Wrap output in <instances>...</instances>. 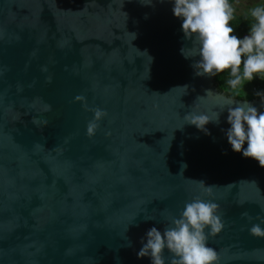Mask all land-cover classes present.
<instances>
[{
  "label": "water",
  "instance_id": "95a60500",
  "mask_svg": "<svg viewBox=\"0 0 264 264\" xmlns=\"http://www.w3.org/2000/svg\"><path fill=\"white\" fill-rule=\"evenodd\" d=\"M173 3L0 0V264H151L146 231L197 195L220 207L217 264H264L248 231L264 229V168L225 135L245 99L195 74ZM261 99L246 101L264 112ZM191 111L219 123L206 135Z\"/></svg>",
  "mask_w": 264,
  "mask_h": 264
},
{
  "label": "clouds",
  "instance_id": "9594fccd",
  "mask_svg": "<svg viewBox=\"0 0 264 264\" xmlns=\"http://www.w3.org/2000/svg\"><path fill=\"white\" fill-rule=\"evenodd\" d=\"M172 12L174 16L182 18L181 28L185 38L194 37L193 47L182 48L181 53L186 58L200 57L192 65L196 75L215 76L230 70L231 78L227 83L233 90L243 88L244 83L250 82L257 74L264 78V3L249 10V32L242 39L233 35L235 26L231 22L235 19V8L232 0H174ZM255 94L261 96V92ZM224 107H220L221 111ZM261 107H264V103ZM92 111L93 119L86 128L89 136L95 134L97 122L107 115L100 108ZM227 111L230 127L225 135L231 149L242 152L244 157L255 159L264 168V112H258L246 100L235 107L229 106ZM219 116L220 112L217 111L211 115L191 111L184 116V120L209 135L205 125L209 122L218 124ZM245 142L247 147H243ZM197 182L204 194L211 195L215 185ZM219 212L217 203L204 200L199 195L194 196L191 201L185 202L178 217H168L170 222L163 232L156 227L146 231L137 257L148 256L151 264H165L166 249L170 254L167 257L168 264H217L218 253L207 246V240L224 228ZM241 215L251 219L247 212ZM248 231L254 237H264V229L259 224H253Z\"/></svg>",
  "mask_w": 264,
  "mask_h": 264
},
{
  "label": "trees",
  "instance_id": "16d2710c",
  "mask_svg": "<svg viewBox=\"0 0 264 264\" xmlns=\"http://www.w3.org/2000/svg\"><path fill=\"white\" fill-rule=\"evenodd\" d=\"M232 3L235 8V19L231 22L235 26L233 35L242 39L249 32L251 22L249 10L260 3H264V0L255 3L253 6H247L241 12H239L238 7L235 5V0H232ZM230 78V70H225V72L218 73L214 76L217 88L225 94L245 100L264 97V78L260 74H257L250 82H245L243 88L238 87L235 90L231 89L227 83ZM257 92H261V96H257L255 94Z\"/></svg>",
  "mask_w": 264,
  "mask_h": 264
},
{
  "label": "rangeland",
  "instance_id": "374dc122",
  "mask_svg": "<svg viewBox=\"0 0 264 264\" xmlns=\"http://www.w3.org/2000/svg\"><path fill=\"white\" fill-rule=\"evenodd\" d=\"M262 0H235V5L238 7L239 12H241L247 6H253Z\"/></svg>",
  "mask_w": 264,
  "mask_h": 264
}]
</instances>
